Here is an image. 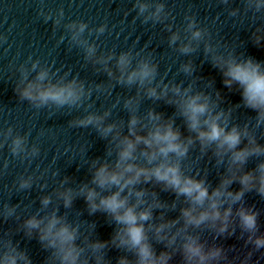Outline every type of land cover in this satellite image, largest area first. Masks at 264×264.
I'll use <instances>...</instances> for the list:
<instances>
[{
	"label": "water",
	"instance_id": "95a60500",
	"mask_svg": "<svg viewBox=\"0 0 264 264\" xmlns=\"http://www.w3.org/2000/svg\"><path fill=\"white\" fill-rule=\"evenodd\" d=\"M135 0H0V133L12 129V135L26 137V153L13 156L10 151L11 137L0 134V212L5 206L14 207L15 214L8 218L0 215V239H10L19 249L26 252L32 264H47L49 250H45L33 235L29 238L22 227L23 220L30 215L43 216L53 208L69 222L78 224L83 236L89 240L110 241L118 225L102 211L89 213L82 195H76L72 206L65 208L58 193L66 189L78 192L83 185L91 184L93 162H113L115 151L111 136L102 137L94 126L78 127L73 121L88 113H109L105 123L120 125V132L126 135L130 117L125 101L136 100L135 115L144 118L151 109L162 114L164 120L171 119L182 137L193 135L178 114L175 104L166 99H152L136 85L118 83L115 76V60L108 61L114 76L109 77L104 65L95 62L97 58L109 53L131 52L135 61L148 58L157 65L154 83L179 85L182 89L191 85L195 92H202L215 101L216 111L229 112V123L243 126L248 124L257 138L264 144V126L254 128L256 112L246 108L235 85L232 89L223 84L219 68L213 64V55L231 54L237 59L251 57L264 64V39L260 44L254 42V33L264 36V10L256 12L247 5V0H160L165 4L167 17L162 22H143L137 14ZM236 10V14L231 12ZM63 16L60 17V12ZM49 16V19H45ZM192 17L198 26L207 30L206 42L213 48L205 52V41L194 51L185 55L178 51L179 43L188 33L184 31L187 20ZM60 23L55 24L54 20ZM71 22H84L88 28L81 39L96 46V56L86 59L82 46L71 40L66 25ZM101 25L105 31L98 34L95 29ZM176 31L181 41L169 45L170 32ZM90 29L91 31H89ZM48 67L53 81L63 77L82 82L88 95L78 106L35 108L27 100L20 99L15 92L20 79V68L30 69L33 61ZM191 63L192 71L185 73L182 66ZM35 72L29 73V79ZM99 86V87H97ZM219 92V99L216 93ZM171 97V93H169ZM143 134V133H141ZM243 146V145H241ZM32 147L38 149L35 156L30 155ZM255 159H250L246 169L255 167ZM187 175L203 178L209 190L216 187L223 175L226 164L217 163L212 150L200 151L196 142L189 149L187 157L181 162ZM31 186L20 188L21 179H29ZM147 192L146 199L151 202L152 193L163 208L153 209L152 223H159L163 214L165 220L176 219L181 207H185L184 197L163 190L154 182L136 186ZM234 182L230 189L238 190ZM97 191H100L97 189ZM106 194V193H104ZM49 196L52 203L47 209L41 208V198ZM247 206L259 212L260 232L264 233V198L257 193L248 192L244 197ZM175 205V207H173ZM233 235L217 236L208 229L195 230L206 244L220 245L226 250L231 264L241 261L251 252L247 264H264V249L255 250L245 244L246 235L233 223ZM151 238V232H149ZM82 239V238H81ZM157 254L165 250L160 242L151 241ZM81 241L78 240L77 244ZM87 254V253H86ZM108 264H116L117 258L126 255L133 262L135 257L124 249L111 243L104 250ZM90 264H94L90 260ZM170 264H182L177 253Z\"/></svg>",
	"mask_w": 264,
	"mask_h": 264
},
{
	"label": "clouds",
	"instance_id": "9594fccd",
	"mask_svg": "<svg viewBox=\"0 0 264 264\" xmlns=\"http://www.w3.org/2000/svg\"><path fill=\"white\" fill-rule=\"evenodd\" d=\"M247 5L256 12L264 10V0H247ZM134 7L137 14L143 17V22H162L168 15L165 4L160 0H135ZM231 14L235 15L236 10ZM59 15L62 17L63 12ZM49 18L45 16L46 20ZM186 20L184 31L188 36L179 43L178 51L187 55L195 50L194 42L198 45L205 41V52H212L213 48L206 42L207 30L200 28L192 17H186ZM54 23L59 24L60 20L56 19ZM66 27L71 40L84 48L86 59L95 57V44L81 39L88 28L87 24L71 22ZM95 31L102 34L105 26L101 25ZM168 31L171 33L170 46L181 41L180 34L172 31L171 26ZM257 33H254V42L259 45L264 36ZM113 59L119 73L115 76L118 83L136 85L149 98L166 99V102L175 104L187 130L194 136L182 137L171 119L164 120L161 113L151 109L144 118L145 123L135 115L134 98L125 101V107L130 112L126 135L121 134L120 125L105 123L109 115L107 111L103 114L88 113L73 121L74 126L91 125L102 137L111 136L113 148L109 150V155L114 150L115 160L111 163L93 162L91 184L95 187L83 185L78 192L66 189L58 193V198L65 208H70L74 197L82 195L90 214L102 211L112 218L118 228L110 241L89 240L82 235L78 224L58 215L55 208L43 216H28L23 220V231L29 238L35 235L41 246L50 251L47 264H90V260L94 264H108L104 250L109 243L132 253L134 264H170L177 253L182 258V264H231L225 248L206 244L195 230H211L216 234L215 239L225 234L233 235V223L242 235H246V245H251L255 250L264 249V233L260 232L258 223L260 214L247 206L244 200L245 194L253 191L264 198V144L257 142L249 125L230 124V110L216 111L215 101L202 92L193 91L191 85L182 89L179 85L162 81L154 83L157 65L148 58L136 60L133 66L132 53L125 51L118 55L109 53L95 62L103 64L109 77H113V71L107 66L108 61ZM212 59L214 66L222 73L223 84L229 89L235 85L243 105L256 112L253 127L264 126V64L251 57L237 59L231 54L213 55ZM182 70L190 73L191 63L184 64ZM20 72L21 79L15 92L35 108L78 106L88 95L84 84L75 78L68 80L61 77L53 81L50 69L41 66L38 60L32 62L30 69L21 66ZM30 72H35L32 79L28 78ZM216 96L220 98L219 92ZM0 134L11 137L10 151L13 156L27 152L26 137L12 135L11 128ZM196 142L202 153L211 149L217 163L226 164V175L211 191L203 178L187 175L181 165ZM37 153L38 149L32 147L29 154L35 156ZM250 159L257 161L255 167L245 170ZM149 182L161 185L163 190H170L177 197H184L186 206L180 208L176 219L165 220L161 214V222L152 223L153 209L166 205L156 200L154 192L149 202L146 190L136 187ZM234 182L240 185L235 191L230 189ZM30 186V178L20 180V188ZM40 203L42 209H47L52 200L49 196H43ZM14 214L15 208L9 206L0 212L5 219ZM153 239L162 243L165 250L157 254L151 242ZM78 240L80 244H77ZM251 254L249 252L241 264H247ZM0 264L32 262L12 240L0 239ZM116 264L133 262L122 255L117 258Z\"/></svg>",
	"mask_w": 264,
	"mask_h": 264
}]
</instances>
